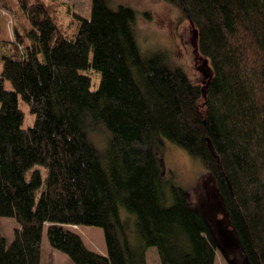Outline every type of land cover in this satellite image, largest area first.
<instances>
[{"label": "trees", "instance_id": "trees-1", "mask_svg": "<svg viewBox=\"0 0 264 264\" xmlns=\"http://www.w3.org/2000/svg\"><path fill=\"white\" fill-rule=\"evenodd\" d=\"M165 1L190 21L204 85L143 54L129 6L96 0L90 20L60 0H17L1 60L0 220L18 228L9 242L0 221V264H42L45 231L74 264H148L150 249L160 264L230 259L184 189L173 186L168 205L164 140L214 178L241 248L230 261L264 264V0ZM83 46L87 67L72 63ZM90 124L107 132L105 149ZM81 226L103 229L105 254Z\"/></svg>", "mask_w": 264, "mask_h": 264}, {"label": "rangeland", "instance_id": "rangeland-1", "mask_svg": "<svg viewBox=\"0 0 264 264\" xmlns=\"http://www.w3.org/2000/svg\"><path fill=\"white\" fill-rule=\"evenodd\" d=\"M60 1L73 7L81 16L93 19L96 0ZM113 5L115 7L126 5L137 12L136 34L145 56L162 53L169 64L184 68L194 83L205 84L207 74H209V65H206L198 55L197 40L190 21L183 16L178 8L165 0H113ZM20 11L17 0H0V75L3 69L1 60L4 48L7 43L15 41L16 26L20 22L19 17H21ZM84 51H86V47H80L79 54L72 57L73 64L87 67L88 55L85 56ZM65 60L63 56V61ZM92 78V88L97 90L101 83V73L94 71ZM6 85L11 88L9 82ZM23 109L27 115L28 126L32 122L30 110L27 105H24ZM87 131L99 148L104 146V149L106 148L108 134L104 128L90 124ZM159 155L165 170L168 205L172 203V187L184 189L188 193L192 205L196 209H202L220 245L230 255L229 259L223 250H218L216 264H233L231 259L240 261L241 248L238 236L212 175L207 172L200 160L168 140L163 141ZM124 214H127L125 210L122 211V215ZM0 221L4 236L9 242H12L18 228L16 220L1 218ZM73 229L82 236L91 250L102 254L106 253L103 229L87 226L74 227ZM147 259L148 264H160L161 261L156 249L148 251ZM42 264H74L66 254L52 248L47 231L43 238Z\"/></svg>", "mask_w": 264, "mask_h": 264}, {"label": "water", "instance_id": "water-1", "mask_svg": "<svg viewBox=\"0 0 264 264\" xmlns=\"http://www.w3.org/2000/svg\"><path fill=\"white\" fill-rule=\"evenodd\" d=\"M205 64H206V65H208V62H207V61H205Z\"/></svg>", "mask_w": 264, "mask_h": 264}]
</instances>
